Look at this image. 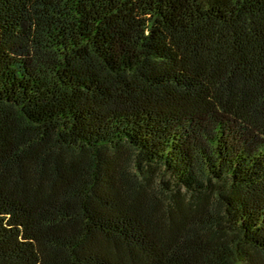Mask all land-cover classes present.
Returning a JSON list of instances; mask_svg holds the SVG:
<instances>
[{"label": "trees", "instance_id": "obj_1", "mask_svg": "<svg viewBox=\"0 0 264 264\" xmlns=\"http://www.w3.org/2000/svg\"><path fill=\"white\" fill-rule=\"evenodd\" d=\"M0 264H264V0H0Z\"/></svg>", "mask_w": 264, "mask_h": 264}]
</instances>
